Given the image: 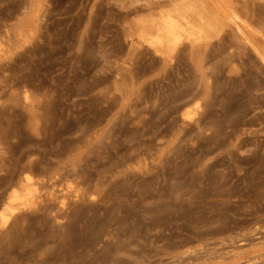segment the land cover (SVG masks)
Segmentation results:
<instances>
[{
  "label": "rangeland",
  "instance_id": "rangeland-1",
  "mask_svg": "<svg viewBox=\"0 0 264 264\" xmlns=\"http://www.w3.org/2000/svg\"><path fill=\"white\" fill-rule=\"evenodd\" d=\"M0 218V264H264V0H0Z\"/></svg>",
  "mask_w": 264,
  "mask_h": 264
},
{
  "label": "bare ground",
  "instance_id": "bare-ground-1",
  "mask_svg": "<svg viewBox=\"0 0 264 264\" xmlns=\"http://www.w3.org/2000/svg\"><path fill=\"white\" fill-rule=\"evenodd\" d=\"M193 2V1H192ZM192 6V3H190ZM186 6V7H182L181 9H176V12L178 13V15H171V14H167L166 16H162L159 22H156L153 26V28H156V32H157V41L155 39H153L154 41H156L155 43H157L158 45H164L166 48V45L168 46L167 48H169L170 46H175V44L178 41V37H179V32H181V30L184 28H182L181 23L179 21L180 18H182L183 16H180V10L187 12V11H192V7L195 5L190 7ZM196 9V8H195ZM190 14V13H189ZM187 15V14H186ZM192 15V13H191ZM194 15V14H193ZM192 15V16H193ZM199 16V15H198ZM190 18V17H189ZM148 20V19H147ZM185 20V18H184ZM201 20V19H200ZM236 21V20H235ZM187 22V21H186ZM202 22V21H201ZM236 23V22H235ZM240 23V22H239ZM192 24V23H191ZM149 25V24H148ZM189 25V24H188ZM235 25V24H234ZM187 26V24H186ZM192 26V25H191ZM238 27L240 25H237ZM242 26V25H241ZM241 26L239 28H241ZM194 28V27H193ZM198 29V28H195ZM189 31V30H187ZM154 44V43H153ZM155 45V44H154ZM153 45V46H154ZM150 46V45H149ZM156 47V46H155ZM166 48V51H167ZM158 49V48H157ZM156 49V50H157ZM162 49V48H161ZM174 49V48H173ZM171 49H168V52ZM162 51V50H161ZM154 52V51H153ZM160 52V51H159ZM165 52V51H164ZM163 52V53H164ZM172 53V52H171ZM261 53V52H260ZM161 54V52H160ZM163 55V54H162ZM155 56V55H154ZM190 104V103H189ZM206 108V107H205ZM187 117V116H186ZM199 118V117H198ZM55 195V194H54ZM61 199V198H60ZM66 199V197H65ZM59 205V204H58ZM9 211H11V208L9 209ZM15 211V210H14ZM13 214V213H12ZM9 217V216H8ZM3 218V217H2ZM1 219V218H0ZM4 221V220H2Z\"/></svg>",
  "mask_w": 264,
  "mask_h": 264
}]
</instances>
